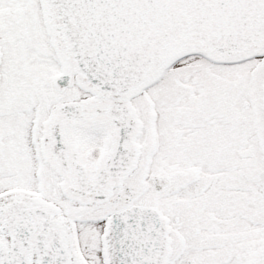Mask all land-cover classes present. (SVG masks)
<instances>
[{"label":"snow or ice","instance_id":"6c2138e0","mask_svg":"<svg viewBox=\"0 0 264 264\" xmlns=\"http://www.w3.org/2000/svg\"><path fill=\"white\" fill-rule=\"evenodd\" d=\"M0 264H264V0H0Z\"/></svg>","mask_w":264,"mask_h":264}]
</instances>
